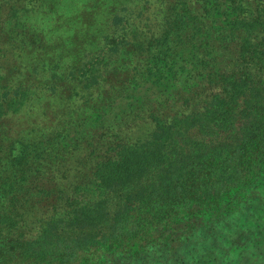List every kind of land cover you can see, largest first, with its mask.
Instances as JSON below:
<instances>
[{
    "label": "trees",
    "instance_id": "obj_1",
    "mask_svg": "<svg viewBox=\"0 0 264 264\" xmlns=\"http://www.w3.org/2000/svg\"><path fill=\"white\" fill-rule=\"evenodd\" d=\"M8 1L0 264H264V0Z\"/></svg>",
    "mask_w": 264,
    "mask_h": 264
},
{
    "label": "rangeland",
    "instance_id": "obj_2",
    "mask_svg": "<svg viewBox=\"0 0 264 264\" xmlns=\"http://www.w3.org/2000/svg\"><path fill=\"white\" fill-rule=\"evenodd\" d=\"M6 1V0H3ZM72 0H57L58 7L65 10L73 8ZM9 5L4 4L5 8H9L10 3L22 4V1L11 0ZM43 0L39 3L42 5ZM45 4V3H44ZM16 6V4H14ZM115 10L122 16V20H126L131 30H138L145 34H158L162 30L164 21V9L158 0H126L115 3ZM110 25V24H109ZM2 86V85H0Z\"/></svg>",
    "mask_w": 264,
    "mask_h": 264
}]
</instances>
